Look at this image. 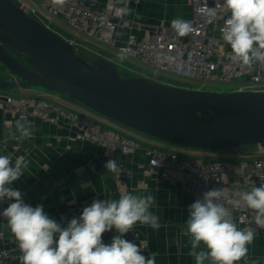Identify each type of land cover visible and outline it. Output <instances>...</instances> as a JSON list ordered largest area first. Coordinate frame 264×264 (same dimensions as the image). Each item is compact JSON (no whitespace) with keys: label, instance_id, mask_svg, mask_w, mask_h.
Returning <instances> with one entry per match:
<instances>
[{"label":"built area","instance_id":"2783aa9c","mask_svg":"<svg viewBox=\"0 0 264 264\" xmlns=\"http://www.w3.org/2000/svg\"><path fill=\"white\" fill-rule=\"evenodd\" d=\"M30 17L39 19L62 18L74 36L92 41L106 49L114 48L119 54L137 61L165 75H178L204 85L231 84L239 92H264V64L253 61L243 65L232 57L231 46L223 39L225 21L230 13L224 8L223 0H192V15L187 21L190 31L180 36L175 29L160 28L142 37L131 36L125 43L116 39L118 21L122 18L123 7L109 1L105 9H96L100 0H13ZM46 18V17H45ZM236 83V84H235ZM6 104L20 117L30 123L39 119L50 125H64L73 132L76 141L90 142L104 147L106 163L116 160L123 171L111 172L120 180L129 156L140 148L128 136L109 130L91 118L64 109L51 100L35 95L20 99L8 97ZM248 156L243 150H232L227 159L185 158L175 152L158 148H146L149 159L148 173H158L167 182H180L188 196L202 199L203 193L211 189H222L218 201L238 223L256 227L264 237V229L258 228L252 220V212L241 202L234 204L239 194L259 187L264 180V147L255 146ZM225 151V150H224ZM7 207L0 202V213ZM85 206L72 204L62 215V222L79 217ZM5 217L0 215V264H12L22 255L18 242L10 248L4 244L2 224ZM118 235L115 231L114 235ZM112 236V237H113ZM103 234L105 244L111 243ZM125 239L136 243L142 250L148 249L143 234L133 227L125 234Z\"/></svg>","mask_w":264,"mask_h":264},{"label":"crops","instance_id":"0c3cea01","mask_svg":"<svg viewBox=\"0 0 264 264\" xmlns=\"http://www.w3.org/2000/svg\"><path fill=\"white\" fill-rule=\"evenodd\" d=\"M109 1L123 7L116 33L119 43H125L131 36L142 37L156 29H173L171 22L174 19L188 21L192 15V0H100L96 9L103 11ZM58 19L67 28L65 21ZM102 48L106 51L100 50L107 54H119L114 48ZM30 95L46 98L64 109L95 118L102 126L113 128L112 131L118 132L121 128L116 122L86 110L77 101L39 87L16 90L0 88V155H10L13 162L17 158L27 161V167L22 168L24 174L11 185L22 192L25 203L33 207L42 205L50 217L66 226L67 222H62L61 217L69 205L80 204L86 207L94 199L118 200L121 195L129 193L141 197L152 195L155 203L149 211L159 217L161 226L157 230L139 222L134 225L148 243V249L142 250V254L148 257L149 253H155V264H195V258L189 255L191 237L185 235V232L188 208L196 199L184 193L180 182H167L158 173L147 172L149 159L145 149L150 147L173 152L169 148L173 146L128 130L134 136L123 134L132 137L140 148L127 158L124 173L120 180H116L105 167V148L90 142L76 141L67 126L50 125L35 119L31 122L34 126L31 135L21 138L17 122L29 121L9 109L6 99H20ZM255 148H245L247 155L251 156ZM11 202L5 201L7 206ZM233 220L238 229H250L256 233L252 243L247 245L246 255L236 264H264V237L256 227L242 225L235 218ZM2 231L4 244L14 247L17 240L7 219L2 224ZM115 231L106 232V237L111 239ZM202 249L206 251L203 244L197 251ZM12 264L20 263L13 261ZM204 264H212V261L205 260Z\"/></svg>","mask_w":264,"mask_h":264},{"label":"water","instance_id":"95a60500","mask_svg":"<svg viewBox=\"0 0 264 264\" xmlns=\"http://www.w3.org/2000/svg\"><path fill=\"white\" fill-rule=\"evenodd\" d=\"M0 73V88L39 87L69 97L167 144L201 151L264 147V92L203 91L123 78L116 63L104 57L87 61L13 0H0Z\"/></svg>","mask_w":264,"mask_h":264},{"label":"clouds","instance_id":"9594fccd","mask_svg":"<svg viewBox=\"0 0 264 264\" xmlns=\"http://www.w3.org/2000/svg\"><path fill=\"white\" fill-rule=\"evenodd\" d=\"M223 4L230 13L223 39L231 46L233 59L243 65L253 61L264 64V0H223ZM171 26L180 36L191 30L189 22L182 19H174ZM17 127L21 138L30 136L34 128L30 122L19 121ZM26 167L22 158L13 162L10 155H0V202L13 201L0 215L7 218L18 242L21 264H155V253L145 257L140 246L124 238L137 222L160 228L159 217L149 211L154 196L129 193L118 200L94 199L65 226L50 217L42 205L25 203L22 192L11 187ZM105 167L111 172L123 171L116 160H109ZM222 195V189H211L188 208L185 235L191 237L189 255L195 264L209 259L212 264H236L256 236L253 230L237 228L232 214L218 202ZM241 202L251 210L255 225L264 229V182L239 194L234 204ZM113 229L118 235L105 244L103 234ZM201 244L206 251H197Z\"/></svg>","mask_w":264,"mask_h":264},{"label":"rangeland","instance_id":"374dc122","mask_svg":"<svg viewBox=\"0 0 264 264\" xmlns=\"http://www.w3.org/2000/svg\"><path fill=\"white\" fill-rule=\"evenodd\" d=\"M14 2L18 6H20V4L17 1H14ZM28 15H29V13H28ZM45 17H41V18L37 19V21H39L40 23H42L43 25L48 27L50 30H52L56 34L60 35L66 41L72 43V45L75 47V49L82 56H84L86 59H88L90 61H94L97 57H104V58L116 63L119 73L124 74L128 78L147 77L150 79H154V80L163 82L165 84L177 85V86L190 88V89H196V90L199 89V90H203V91L233 92L236 89L235 86H233L231 84H218V85H209L208 86V85H204V84L199 83V82H195L193 80L184 79L183 77L178 76V75L161 74V73H158L157 71H155L153 68L145 66V65H143L137 61L128 59L121 54H114L115 56L111 55V54H107V53L100 50V49H102V50L106 51L102 47L97 46L96 44H93V43H92V45H93L92 46L91 44L87 43L83 39L74 36L73 33L70 30H68L62 24L60 19L54 18V17L49 18L48 16H45ZM96 47H98L99 49ZM17 56L19 58H26L24 55H21V54H18ZM35 88H38V87H35ZM44 91H46V90H44ZM57 96H62V95L57 94ZM85 109L88 111H91L86 107H85ZM91 119L94 120L95 118H91ZM120 127L121 128L118 129L119 131L118 132L115 131V132H117L121 135H124V136H128L126 134H130V135L134 136V134L127 132L128 130L132 132V130H130L126 127H123V126H120ZM107 129L111 130L113 128H107ZM123 133H126V134H123ZM128 137H130V136H128ZM130 138L133 139L132 137H130ZM158 142L163 143L161 141H158ZM169 145H171V144H169ZM172 146L173 147H169L170 150H172L173 152H175L179 156L189 158V159H191V158H200L203 160H209L212 158L227 159L228 157H225V156H232V153L229 150H225V151H201V150L183 148V147H180L177 145H172ZM255 146L256 145H248V146H246V148L247 149L251 148V147L255 148Z\"/></svg>","mask_w":264,"mask_h":264},{"label":"trees","instance_id":"16d2710c","mask_svg":"<svg viewBox=\"0 0 264 264\" xmlns=\"http://www.w3.org/2000/svg\"><path fill=\"white\" fill-rule=\"evenodd\" d=\"M78 54L81 56V57H83L84 59H86L84 56H82L79 52H78ZM16 56L18 55V54H15ZM18 57V56H17ZM19 58V57H18ZM19 60L20 61H22L23 63H26L27 62V59L26 58H19ZM87 61H89V62H92V61H90V60H88V59H86ZM123 78H128L127 76H125L124 74H120Z\"/></svg>","mask_w":264,"mask_h":264}]
</instances>
